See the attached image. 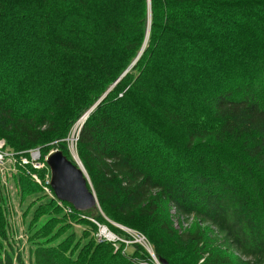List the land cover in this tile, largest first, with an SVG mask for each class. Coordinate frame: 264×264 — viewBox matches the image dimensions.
I'll use <instances>...</instances> for the list:
<instances>
[{
  "label": "trees",
  "instance_id": "16d2710c",
  "mask_svg": "<svg viewBox=\"0 0 264 264\" xmlns=\"http://www.w3.org/2000/svg\"><path fill=\"white\" fill-rule=\"evenodd\" d=\"M14 1L0 0V31H10L0 44L3 152L59 148L72 159L65 138L84 117L76 150L99 224L144 234L167 264H264V0H21L28 19ZM20 18L29 41L7 28ZM45 165L31 170L42 178ZM8 172L23 202L31 191ZM1 190L0 264H24ZM171 209L186 228L172 227ZM88 221L98 244L70 233L29 248V264H124L98 255L106 245L130 257L98 241ZM27 225L29 238L49 230L46 218L39 231ZM130 246L131 259L149 257Z\"/></svg>",
  "mask_w": 264,
  "mask_h": 264
},
{
  "label": "rangeland",
  "instance_id": "374dc122",
  "mask_svg": "<svg viewBox=\"0 0 264 264\" xmlns=\"http://www.w3.org/2000/svg\"><path fill=\"white\" fill-rule=\"evenodd\" d=\"M20 2L21 0H15L13 3L15 4L13 10L15 9V7H17V12H23L25 14H27L25 17L28 19L29 16V12L27 10H25L24 8L20 7ZM150 6V2L148 0V7ZM149 15H150V10H149ZM26 18H20V23L19 21L16 20H10L9 22H6L7 24V28H13V27H20L21 30V40H25L27 41L29 39V37L26 35L28 33H30L27 23L26 22ZM148 19V23H147V28L149 29V24H150V18L149 16L147 17ZM148 29H147V33H148ZM10 33L9 30H4L2 29L0 31V44L3 43V37H6V34ZM148 35H146V40L144 42V44H146L147 41V37ZM29 41V40H28ZM35 40H31L30 43L33 45V47H36L37 45L35 44ZM145 45H143V49H144ZM1 49V48H0ZM143 51V50H141ZM140 51V52H141ZM136 55V54H135ZM138 55V54H137ZM134 56L131 58L130 63L127 66V69L125 70V72H127L132 65L136 62V60L138 59V56ZM0 65H6V62L3 60H0ZM4 82H6V80H4ZM115 83H111L109 84L106 88V91H109L112 89V87L114 86ZM105 96V93H103L102 98ZM101 99V98H100ZM82 118H78V120H76V122L73 124V126L71 127V130L68 132V136L65 138L66 141V146L67 149L69 151V154L71 155V158H74L78 163L82 164L80 161V157H78L77 154V150H76V142H75V136H76V130L79 127L80 123L84 120ZM4 141L0 140V146L3 145ZM4 147L0 148L1 151V155L2 157L0 158V188H2L1 193L3 192L4 194V207H6L5 209L6 212H8V216H7V231H8V236L10 238H14V240H16V242L18 243V249H15V252L17 251L18 253H20L21 258H23L24 264H29V248H34L37 247L39 244L43 245V246H57L60 242V240H62L63 238H65L68 234L70 233H74L75 236H79L80 237L82 235H88V237H84L82 238V240L85 242L88 241L89 237H92V226H90V221L97 223L99 226V230L97 235L95 234V237L98 241H103L106 240L108 242L111 243L112 247H113V251H119L121 252V254L123 255H130V257H119L114 255L108 246L105 245L104 251H99L97 252L98 255H102L104 256V258L106 259H114L115 261H121V263L124 264H131L133 260V264L141 259V257H133L131 259V254L133 253V246H127L126 244V240L128 238H126L125 236H118L116 234L113 235V237L111 236L110 238H106L105 234L103 233L104 229L106 230L105 233L108 232H112L111 230H109L107 227L99 224L94 218L91 217V214H89L86 210L85 213H80V214H76L75 215L72 213L73 208L67 204H64L63 202L56 200V198L54 197L53 193L51 192L50 188H49V182H50V173L49 175L46 173V166H45V157L47 156L48 153H50L52 150H54L55 148L50 149V151L48 153L43 154L40 149L35 150L32 149L30 150L32 154L35 155V159L33 161H29L28 164H23L22 162V158L23 157H29L30 153L28 152V155L26 156H22L20 153H15L14 151H12V149L7 148L6 151L3 152ZM59 149V148H58ZM44 164V166H43ZM17 171V174H19V176H21V179L23 181V185L25 187H27L28 191H31L30 194L24 195V197H26L27 199H25L23 202H20L21 200L19 199V194L17 195V191L16 188H14V180L10 177L8 171ZM32 169H37V170H41V169H45L43 173V176L41 178L40 175H38V173L35 170H31ZM88 176V175H87ZM38 180V181H37ZM38 189L39 191H41V194L39 196H35V190ZM21 196V195H20ZM23 197V196H21ZM46 197L51 198L50 200L45 199ZM38 201L39 204H41V206L39 205V207L37 209L34 210V215L35 213H41L45 216L42 217L39 221L36 222V218L34 215L31 216V212L33 211L34 207L33 206L30 211L27 214V217L23 220L24 215H26L24 213V209L27 208L28 204H32L33 202ZM33 205H37V203L33 204ZM26 207V208H25ZM62 210V213H64L63 218H61L59 216V212ZM80 212H84V211H80ZM61 213V214H62ZM171 219H172V227L174 229H182V228H186L185 226L187 224H184L183 221V217H173L174 215V211L171 209ZM41 215V216H43ZM49 216V218H48ZM46 218V224L48 225L46 229L48 230V233L45 232L44 234H42V236L40 237H34V238H29L28 237V219L30 220V224L31 225H35L38 228V231L42 228V226L40 225V223L45 220ZM191 220V218H190ZM107 223L110 225V223H113L112 225H115L116 227L124 230L127 234H131L133 238H135L138 243H142L141 239L146 241V238L144 236V234L142 233H138L136 232V230L131 229V228H126L119 225H116V223L110 221V220H106ZM57 222H62V224H58ZM57 223V224H56ZM61 225V226H60ZM52 226V227H51ZM51 227V228H50ZM104 228V229H103ZM113 234V233H112ZM114 239V240H112ZM93 243H97L94 239ZM147 243V241H146ZM1 250H9L8 249V245L6 243V240H1ZM98 244V243H97ZM150 246V245H149ZM16 247V245H15ZM151 248V247H150ZM152 250V248H151ZM128 258V259H127ZM131 263H130V261ZM107 262V261H105ZM113 264V263H112Z\"/></svg>",
  "mask_w": 264,
  "mask_h": 264
},
{
  "label": "water",
  "instance_id": "95a60500",
  "mask_svg": "<svg viewBox=\"0 0 264 264\" xmlns=\"http://www.w3.org/2000/svg\"><path fill=\"white\" fill-rule=\"evenodd\" d=\"M45 161L50 170V188L57 200L69 203L76 211H86L97 206L94 192L86 185L89 182L87 173L79 161L67 158L60 149L48 153ZM160 262L168 263L165 259H160Z\"/></svg>",
  "mask_w": 264,
  "mask_h": 264
},
{
  "label": "built area",
  "instance_id": "2783aa9c",
  "mask_svg": "<svg viewBox=\"0 0 264 264\" xmlns=\"http://www.w3.org/2000/svg\"><path fill=\"white\" fill-rule=\"evenodd\" d=\"M2 146V145H1ZM1 148V147H0ZM35 150H38V149H35ZM0 153H1V151H0ZM29 153H30V156L29 157H23L22 158V162H23V164H28V162L29 161H33L34 159H35V155L34 154H36V153H34V154H32L31 153V151H29ZM2 157V155L0 154V158ZM43 166H44V164H43ZM46 166V165H45ZM38 181V180H37ZM104 229V228H103ZM105 230V229H104ZM103 233L105 234V236H106V238H110L111 236L113 237V235L114 234H110L108 231H107V233H105V231H103ZM131 235V234H130ZM132 236V235H131ZM132 239H127L126 240V244H127V246H129V245H131L132 243H134V242H136V243H138V241L135 239V238H133V237H131ZM112 240H114V239H112ZM141 241L143 242V244L142 243H139L140 245H142L144 248H145V250L148 252V254H149V257L148 258H144V259H141V260H138V261H136L134 264H162L161 262H160V260L155 256V254L153 253V251L151 250V248H150V246L148 245V243H146V241L145 240H143V239H141Z\"/></svg>",
  "mask_w": 264,
  "mask_h": 264
},
{
  "label": "bare ground",
  "instance_id": "6f19581e",
  "mask_svg": "<svg viewBox=\"0 0 264 264\" xmlns=\"http://www.w3.org/2000/svg\"><path fill=\"white\" fill-rule=\"evenodd\" d=\"M106 232V230H104ZM110 234L113 233V232H109ZM114 234V233H113Z\"/></svg>",
  "mask_w": 264,
  "mask_h": 264
}]
</instances>
